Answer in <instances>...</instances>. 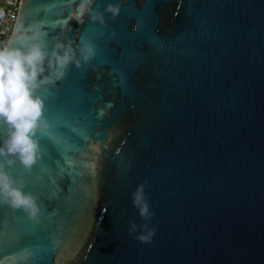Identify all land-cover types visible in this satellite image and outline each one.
Wrapping results in <instances>:
<instances>
[{
    "label": "water",
    "instance_id": "obj_1",
    "mask_svg": "<svg viewBox=\"0 0 264 264\" xmlns=\"http://www.w3.org/2000/svg\"><path fill=\"white\" fill-rule=\"evenodd\" d=\"M82 2L21 3L49 47L96 56L40 89L41 159L16 175L41 211L0 206V264H264V0H95L121 6L103 28ZM145 181L151 244L128 224Z\"/></svg>",
    "mask_w": 264,
    "mask_h": 264
},
{
    "label": "clouds",
    "instance_id": "obj_2",
    "mask_svg": "<svg viewBox=\"0 0 264 264\" xmlns=\"http://www.w3.org/2000/svg\"><path fill=\"white\" fill-rule=\"evenodd\" d=\"M94 4L95 0H83L77 9V22L87 13L90 22L103 28L105 14L115 20L121 11L119 2L107 4L103 12L95 10ZM3 18L0 10V20ZM15 21L11 35L0 41V206L36 220L41 211L38 197L25 191V181L16 173L20 170L30 174L41 159L40 137L48 133L49 124L40 89L55 84L71 65L80 69L90 63L96 48L91 42L74 46L70 40H57L49 47L42 21L28 23L23 14ZM148 187L147 181L141 183L131 197L144 223L138 226L134 221L128 222L129 234L139 231L141 234L134 238L145 244H151L156 234V229L149 227L155 214L145 195Z\"/></svg>",
    "mask_w": 264,
    "mask_h": 264
},
{
    "label": "built area",
    "instance_id": "obj_3",
    "mask_svg": "<svg viewBox=\"0 0 264 264\" xmlns=\"http://www.w3.org/2000/svg\"><path fill=\"white\" fill-rule=\"evenodd\" d=\"M21 3L22 0H0V10L4 12V18L0 20V41L6 40L11 35Z\"/></svg>",
    "mask_w": 264,
    "mask_h": 264
}]
</instances>
